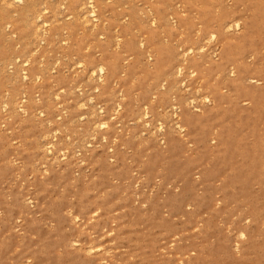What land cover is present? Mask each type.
I'll list each match as a JSON object with an SVG mask.
<instances>
[{"label":"rangeland","instance_id":"374dc122","mask_svg":"<svg viewBox=\"0 0 264 264\" xmlns=\"http://www.w3.org/2000/svg\"><path fill=\"white\" fill-rule=\"evenodd\" d=\"M0 264H264V0H2Z\"/></svg>","mask_w":264,"mask_h":264},{"label":"bare ground","instance_id":"6f19581e","mask_svg":"<svg viewBox=\"0 0 264 264\" xmlns=\"http://www.w3.org/2000/svg\"><path fill=\"white\" fill-rule=\"evenodd\" d=\"M2 1V0H1ZM0 1V2H1ZM18 1V0H17ZM3 2H4V0H3ZM89 3H91V4H88L89 6L91 5V7L93 8L90 12H91V14L93 15L92 17H93V19H96V14H95V11H94V6H93V4H92V1H90ZM9 5L11 4L10 3V1H9V3H8ZM82 5V4H81ZM43 7V6H42ZM82 7V6H81ZM29 12V11H28ZM14 13V12H13ZM26 14V13H25ZM87 14V13H86ZM91 14H89V15H91ZM38 18V17H37ZM89 21V20H88ZM30 22H34V21H32V19H31V21ZM46 23V22H45ZM44 23V24H45ZM6 25V24H5ZM235 25H238L237 23H235ZM230 26V25H229ZM37 28H38V26H37ZM230 28V27H229ZM37 30V29H36ZM43 32V31H42ZM34 35V34H33ZM38 36V35H37ZM211 38H212V36H210ZM210 38V39H211ZM35 39V38H34ZM35 51V50H34ZM96 67H97V69H98V71L100 72V77H102L103 76V74H104V64L102 63V62H100V63H98L97 65H96ZM178 71V70H177ZM23 76V75H22ZM25 77V76H24ZM99 77V76H98ZM24 114V113H23ZM103 122V121H102ZM102 125V123L101 124H99V126H101ZM105 125V123L103 124V126ZM158 126V125H157ZM240 235L242 236V234L240 233Z\"/></svg>","mask_w":264,"mask_h":264}]
</instances>
